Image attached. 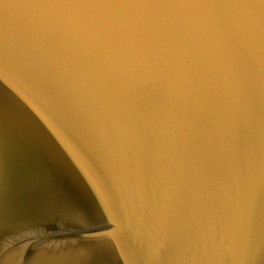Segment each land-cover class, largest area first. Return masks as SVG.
Instances as JSON below:
<instances>
[{
    "label": "water",
    "instance_id": "95a60500",
    "mask_svg": "<svg viewBox=\"0 0 264 264\" xmlns=\"http://www.w3.org/2000/svg\"><path fill=\"white\" fill-rule=\"evenodd\" d=\"M0 264H264V0H0Z\"/></svg>",
    "mask_w": 264,
    "mask_h": 264
}]
</instances>
